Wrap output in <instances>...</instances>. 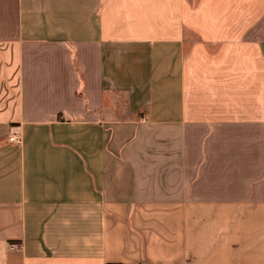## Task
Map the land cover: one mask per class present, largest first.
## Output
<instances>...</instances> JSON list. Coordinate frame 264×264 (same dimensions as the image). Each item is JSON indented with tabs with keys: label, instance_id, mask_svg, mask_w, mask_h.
Wrapping results in <instances>:
<instances>
[{
	"label": "crops",
	"instance_id": "obj_1",
	"mask_svg": "<svg viewBox=\"0 0 264 264\" xmlns=\"http://www.w3.org/2000/svg\"><path fill=\"white\" fill-rule=\"evenodd\" d=\"M0 264H264V0H0Z\"/></svg>",
	"mask_w": 264,
	"mask_h": 264
},
{
	"label": "built area",
	"instance_id": "obj_2",
	"mask_svg": "<svg viewBox=\"0 0 264 264\" xmlns=\"http://www.w3.org/2000/svg\"><path fill=\"white\" fill-rule=\"evenodd\" d=\"M9 141L12 142L13 141V138H9Z\"/></svg>",
	"mask_w": 264,
	"mask_h": 264
}]
</instances>
